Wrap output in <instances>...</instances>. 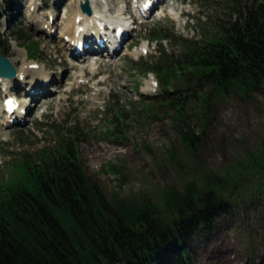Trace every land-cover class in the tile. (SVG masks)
I'll use <instances>...</instances> for the list:
<instances>
[{"label": "rangeland", "instance_id": "374dc122", "mask_svg": "<svg viewBox=\"0 0 264 264\" xmlns=\"http://www.w3.org/2000/svg\"><path fill=\"white\" fill-rule=\"evenodd\" d=\"M126 1L125 19L132 15L134 3ZM33 3L35 13L43 15L45 31H50L47 22L55 25L52 34L33 24ZM77 3L0 0V55L16 68L34 62L32 69L54 80L45 86L48 93L40 102L27 97L31 85L23 83L24 78L11 86L9 95L16 96L19 107L28 102L34 106L23 123L0 128V199L22 180L25 158L37 164L41 153L56 151L62 140L76 142L89 180L108 199L115 194L139 203L146 195L162 211L167 210L164 191L172 186L183 190L190 180L204 188L205 173L212 171L227 180L224 199L232 209L218 216L211 233L197 235L193 264H264V187L258 185L260 177L254 168L255 159L264 161V85L250 98L238 92L213 95L212 112L204 116L195 99L212 87L204 82L196 85V79L188 73L184 76L183 70L176 78L171 76L175 70L162 73L155 66L160 59L162 63L172 57L183 61L185 40L203 41L213 35L218 22L228 24L234 19L236 6L229 0H166L164 10L157 3L149 19L138 17L132 24L134 30L119 55L102 50L78 61L70 56L75 43L72 49L60 44L59 29L68 7ZM161 32L172 39L161 40ZM68 63L79 68H69ZM149 82L153 85L150 93ZM2 89L1 81L0 106ZM184 97L187 120L199 136L195 154L182 140L184 121L179 113L175 118L177 111L170 108L172 101ZM2 121H7L5 115H0ZM173 147L184 169L170 157Z\"/></svg>", "mask_w": 264, "mask_h": 264}, {"label": "trees", "instance_id": "16d2710c", "mask_svg": "<svg viewBox=\"0 0 264 264\" xmlns=\"http://www.w3.org/2000/svg\"><path fill=\"white\" fill-rule=\"evenodd\" d=\"M229 3L236 6L234 19L218 22L203 41L185 40L181 64L172 57L155 65L162 73L175 70L172 77L188 73L196 85L212 87L195 99L204 116L212 112L213 95L238 92L250 98L264 85V0ZM185 98L172 101L170 108L184 121L182 140L195 154L199 136L187 120ZM66 142L41 153L37 164L25 158L22 180L0 199V264H193L197 235L211 233L218 216L232 209L224 199L227 180L212 171L205 173L204 188L190 180L183 190L164 191L168 211L146 195L139 203L115 194L108 199L89 180L76 142ZM170 152L184 169L176 147ZM259 160L254 168L264 187V161Z\"/></svg>", "mask_w": 264, "mask_h": 264}, {"label": "bare ground", "instance_id": "6f19581e", "mask_svg": "<svg viewBox=\"0 0 264 264\" xmlns=\"http://www.w3.org/2000/svg\"><path fill=\"white\" fill-rule=\"evenodd\" d=\"M78 3L73 6V4H71L73 6V8L68 7V9L65 12V19L63 22V25L59 28L61 31V42L60 44L64 45L67 47V49H72L71 45H68L69 42H72L73 40H87V43L91 45L90 50H83V52L79 55H75V53L70 54L71 58L74 60H78L82 59L83 61H85V55H93V56H97L98 54H100L102 52L103 49H101L98 45H96L95 43V37H98L99 34H101L100 36L104 37L107 41V48L105 50L108 51L109 55H119L120 51H115L114 50V46L113 44L115 43L116 40V36H115V32L114 31H110L106 30V28L104 29V31H101V28L99 27V23L97 22L98 19L101 20V22H104L105 24L107 23V25H110L111 28L114 26L116 29H120V32H125V34L127 36L130 35V31H129V27L131 24L130 20H135L136 21V17L138 18L136 13H141V7H143L146 4V0H139V4L137 5L138 9H135V11H130L131 12V16H129V18L127 17L125 19V14L126 12L128 13L129 10H127L126 8H124L123 4L125 6H127V1L126 0H120L122 7L120 5V3L115 4L112 2V0H88L90 2V6H91V11L92 14L88 15L85 12H81L80 11V4L87 1V0H77ZM117 2V0H116ZM124 2V3H123ZM161 3L163 4L164 10L167 7L166 5V0H156V3ZM32 5V4H31ZM33 5L35 6L36 4L33 3ZM24 6V5H23ZM108 7V9H107ZM117 7V8H116ZM35 9H37V5L34 8V12L31 13V18L33 21L34 25L38 24V29L42 30L44 29V22H43V15H37L35 13ZM107 12H106V10ZM71 10V11H70ZM73 11V12H72ZM106 12V13H105ZM110 12V14H109ZM119 14V15H117ZM80 19V21L78 22L77 19ZM123 18L125 20H123ZM69 20V21H68ZM124 21V22H123ZM48 28H50V31H45L48 35L52 34V29L55 27V25L53 26V24H51L50 22H47ZM40 25V26H39ZM83 25L84 30L82 29V31L80 32V34L78 36L75 35V32L77 30V28L81 27ZM59 26L57 25V28ZM66 38H68V40H66ZM145 48V47H143ZM141 52V50H140ZM27 58V57H26ZM90 58V57H89ZM92 60V59H91ZM90 60V62H91ZM64 62V61H62ZM31 63L34 62H24L23 66H21L20 68H17V72H18V79H9V78H2V82H3V88L4 90L10 91L11 90V86L15 85L17 83V81H20L19 77L22 75L24 80L22 81L25 84H30L31 88L30 91H28L27 97L35 102L36 100L38 102H40L43 99H46V94L48 93L47 90L45 88V86L51 84L54 82L53 78H50L48 75H42L41 77V73H39L38 70L32 69L31 68ZM69 68L72 69H78V65L79 64H70L68 63ZM95 68L92 66L90 68V71L92 73V71ZM19 83V82H18ZM41 84V85H40ZM41 88H45L44 91H40ZM33 90V91H32ZM153 91V85L150 84L149 82V90L148 92H152ZM26 97V98H27ZM49 99L45 100V102H47ZM25 101V100H23ZM33 103L31 104L30 102L23 103V107L21 110V114L19 115V119L22 120L23 116H26V114L28 115L31 112V109L33 108ZM4 106V104H3ZM1 106H0V114H1ZM23 115V116H21ZM7 121H2L0 122V128L2 125H9L11 124L10 119L11 117L8 116V114L6 115ZM25 120V119H23ZM13 125V124H12Z\"/></svg>", "mask_w": 264, "mask_h": 264}, {"label": "water", "instance_id": "95a60500", "mask_svg": "<svg viewBox=\"0 0 264 264\" xmlns=\"http://www.w3.org/2000/svg\"><path fill=\"white\" fill-rule=\"evenodd\" d=\"M81 8L87 14H92L90 2L87 0L81 3ZM0 76L5 78H15L17 76V69L5 55H0Z\"/></svg>", "mask_w": 264, "mask_h": 264}]
</instances>
